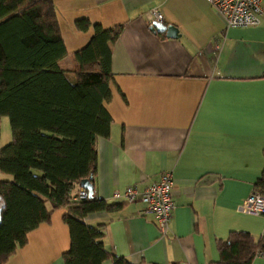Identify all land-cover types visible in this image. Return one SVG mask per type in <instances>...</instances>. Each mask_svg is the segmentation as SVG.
I'll use <instances>...</instances> for the list:
<instances>
[{
	"label": "crops",
	"instance_id": "obj_1",
	"mask_svg": "<svg viewBox=\"0 0 264 264\" xmlns=\"http://www.w3.org/2000/svg\"><path fill=\"white\" fill-rule=\"evenodd\" d=\"M53 4L68 54L88 43L94 26L121 28L110 51V134L97 141L92 186L95 197L125 206L84 219L105 225V249L132 264H215V244L231 231L264 236L263 217L237 212L263 166L264 0L257 26L230 29L206 0ZM151 10L180 37L151 32ZM81 21L86 30L77 27ZM62 65L69 67L71 57ZM164 171L175 188L169 231L160 240L142 204L114 202L111 194L139 192ZM64 212L31 230L4 264H63L70 244ZM251 264H264V256Z\"/></svg>",
	"mask_w": 264,
	"mask_h": 264
},
{
	"label": "trees",
	"instance_id": "obj_2",
	"mask_svg": "<svg viewBox=\"0 0 264 264\" xmlns=\"http://www.w3.org/2000/svg\"><path fill=\"white\" fill-rule=\"evenodd\" d=\"M77 27L86 30L88 23ZM120 27H93L81 49L68 54L53 0H0V119L8 117L11 142L0 149V264L27 242V234L64 209L70 237L63 264H132L104 247L105 225L90 226L93 212H114L93 194L73 197L97 174V141L110 134L111 45ZM71 57V65L62 62ZM263 166L253 191L264 196ZM215 264H251L264 253V236L231 231L215 244Z\"/></svg>",
	"mask_w": 264,
	"mask_h": 264
},
{
	"label": "built area",
	"instance_id": "obj_3",
	"mask_svg": "<svg viewBox=\"0 0 264 264\" xmlns=\"http://www.w3.org/2000/svg\"><path fill=\"white\" fill-rule=\"evenodd\" d=\"M263 0H206L223 23V29L248 28L259 24L262 14L261 2ZM149 23H163L162 14L158 10H151L148 14ZM222 29V30H223ZM217 46V45H216ZM218 48V47H217ZM175 181L171 171H164L158 181L153 182L141 191L133 188L115 190L111 194L114 202L126 204L140 203L144 206V213L152 216L157 229L159 239L166 237L169 231V222L173 209L172 195ZM87 192L79 189L73 200H85ZM240 214L258 216L264 218V196L252 191L237 207ZM264 253H257L256 257H263Z\"/></svg>",
	"mask_w": 264,
	"mask_h": 264
},
{
	"label": "water",
	"instance_id": "obj_4",
	"mask_svg": "<svg viewBox=\"0 0 264 264\" xmlns=\"http://www.w3.org/2000/svg\"><path fill=\"white\" fill-rule=\"evenodd\" d=\"M150 30L153 33L165 34L166 37L177 39L180 37L178 30L173 25H164L163 23L152 22ZM79 187L87 192L88 198L93 196V186L88 179H83ZM1 211V210H0Z\"/></svg>",
	"mask_w": 264,
	"mask_h": 264
},
{
	"label": "rangeland",
	"instance_id": "obj_5",
	"mask_svg": "<svg viewBox=\"0 0 264 264\" xmlns=\"http://www.w3.org/2000/svg\"><path fill=\"white\" fill-rule=\"evenodd\" d=\"M11 131L8 117H2L0 119V149L11 142ZM9 176L0 174V179H9Z\"/></svg>",
	"mask_w": 264,
	"mask_h": 264
}]
</instances>
